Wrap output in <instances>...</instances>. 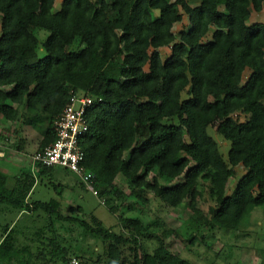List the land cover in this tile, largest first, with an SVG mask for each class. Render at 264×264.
<instances>
[{
	"label": "trees",
	"instance_id": "1",
	"mask_svg": "<svg viewBox=\"0 0 264 264\" xmlns=\"http://www.w3.org/2000/svg\"><path fill=\"white\" fill-rule=\"evenodd\" d=\"M56 1L0 0V120L37 125L35 154L43 152L70 96L84 94L83 166L110 214L130 198L147 205L151 194L187 214L190 245L216 231L238 236L264 209V23H249L264 0ZM184 16L187 27L173 32ZM210 129L230 144L225 158ZM33 165L39 179L53 168ZM239 166L244 174L227 194ZM10 182L0 172V264L83 261L56 230L74 232L60 202L29 203L31 174ZM204 192L213 203L207 213ZM39 214L44 224L30 233L22 222ZM116 219L118 233L96 218L76 224L102 243L107 263L193 264L140 219Z\"/></svg>",
	"mask_w": 264,
	"mask_h": 264
},
{
	"label": "rangeland",
	"instance_id": "2",
	"mask_svg": "<svg viewBox=\"0 0 264 264\" xmlns=\"http://www.w3.org/2000/svg\"><path fill=\"white\" fill-rule=\"evenodd\" d=\"M62 0H57L55 7L59 8ZM192 2L191 5H197ZM264 23V10L261 13H252L249 23ZM187 19L184 16L182 22L176 24L173 32L177 33L187 27ZM39 38L47 36L42 31ZM209 33L203 42L210 41ZM162 59H165L170 50L164 48L160 50ZM43 55L42 51L38 52ZM249 72L244 73L243 82L246 80ZM214 129L208 130V134L219 144L220 154L226 157L230 144L221 137L215 135ZM40 130L37 125L31 122L24 124L22 120L9 123L0 120V172L8 175V179L14 182L18 173L31 174L35 177L36 183L28 197V202H50L57 200L60 202V211L63 215L70 216L67 221L71 224L73 235L61 228L57 223L56 230L68 240L71 253L84 256L83 261L76 259L77 264H125V263H107L104 257V248L100 241L95 240L89 234L81 233L76 227L78 222H88L92 218L98 219L104 228H112L116 233L119 232L116 217L140 219L156 236L163 239L168 251L177 253L181 258L190 261L193 264H264V209L255 210L250 218V224L238 236L235 233L214 232L211 236L206 235L203 241L197 240L194 245L189 244V235L193 231L192 222L183 211L172 209L159 200L148 194L149 202L144 205L134 199H128L119 206L116 216L110 214L108 208L102 204V199L94 196L92 192L80 184L79 178L72 172L62 168L53 167L49 174L43 179L37 177V171L34 168L33 156L37 149V143L40 138ZM22 139V140H20ZM17 146H22L18 151ZM32 161V162H31ZM33 163V164H32ZM237 175L228 184L227 194L232 189L237 180L244 174V170L236 167ZM10 182V183H11ZM126 193V185L123 179L119 178L116 183ZM57 185L63 186V191L59 193ZM213 203L209 199L207 192H204L203 198L199 203L202 212L207 213ZM80 208V211L78 209ZM45 216L32 215L22 223L30 226V233L39 226H43ZM14 220L8 216L6 221ZM0 221L2 217L0 216ZM24 224H22L23 226ZM199 238V237H198ZM156 242L150 240L145 242L148 251H152ZM34 249V247H32ZM71 254V255H73ZM132 258V253L128 247L123 249L122 260ZM99 260V263L98 261ZM83 262V263H81ZM40 264V263H36Z\"/></svg>",
	"mask_w": 264,
	"mask_h": 264
},
{
	"label": "built area",
	"instance_id": "3",
	"mask_svg": "<svg viewBox=\"0 0 264 264\" xmlns=\"http://www.w3.org/2000/svg\"><path fill=\"white\" fill-rule=\"evenodd\" d=\"M90 104L91 99L84 94L70 96L53 123L55 133L53 143L43 152L34 154L33 163H40L45 167L58 166L74 173L84 187L98 197L94 175L85 170L83 166L85 157L80 147L81 138L88 131L86 115ZM77 263L76 259H72L71 264Z\"/></svg>",
	"mask_w": 264,
	"mask_h": 264
},
{
	"label": "crops",
	"instance_id": "4",
	"mask_svg": "<svg viewBox=\"0 0 264 264\" xmlns=\"http://www.w3.org/2000/svg\"><path fill=\"white\" fill-rule=\"evenodd\" d=\"M2 155V158H4V154H0V156ZM32 162V161H31ZM33 164V163H32ZM3 173V172H1ZM4 174V173H3ZM26 173H18L17 177H20V176H25ZM6 175V174H5ZM8 177V175H6ZM16 178V177H15Z\"/></svg>",
	"mask_w": 264,
	"mask_h": 264
}]
</instances>
